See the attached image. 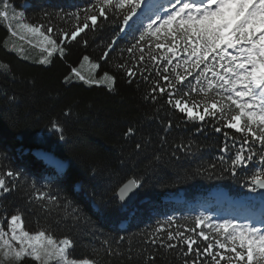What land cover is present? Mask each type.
Segmentation results:
<instances>
[{
    "label": "trees",
    "instance_id": "16d2710c",
    "mask_svg": "<svg viewBox=\"0 0 264 264\" xmlns=\"http://www.w3.org/2000/svg\"><path fill=\"white\" fill-rule=\"evenodd\" d=\"M8 1L23 9L27 23L48 26L50 22L56 35L70 31L71 14L82 16L94 2ZM45 12L52 14L49 20ZM142 22L147 21L136 19L124 29L122 14L110 13L107 19L98 18L95 29L68 42L62 56L54 53L48 64H41L5 47L9 31L0 21V175L9 169L20 173L18 178L5 177L16 189L0 194V220L5 213L20 210L27 230L70 236L72 258H89L97 264H183L185 259H195L180 254L187 251L186 245L171 250L145 243L156 235L158 221L173 216L172 229L195 227L193 218L201 215L198 205L209 203L217 190L252 209L260 204L258 189L249 187V170L237 169L233 174L228 170L232 153L220 151L226 142L232 144L224 131L237 143L241 134L228 129L216 132L213 125L222 127L216 121H186L166 104L165 96L158 95L156 102L146 100L152 82L160 79L152 62L140 66L147 68L148 81L137 76L129 82L119 69L130 61L126 49L135 42ZM105 51L108 57L101 59ZM85 55L99 63L98 75L107 71L115 76L112 90L76 79L65 82ZM133 55L138 56V50ZM53 123L59 128H53ZM130 127L134 134L126 136ZM137 143L143 147L137 149ZM36 150L49 153L64 167L59 170L47 163L35 155ZM221 155L224 161L219 160ZM128 179L141 183L135 201L125 205L116 191ZM39 190L57 197L56 203L30 202L31 194ZM72 209L77 210L75 217ZM197 242L201 248L207 243L202 238ZM109 249L120 255H108ZM23 264L33 261L26 258Z\"/></svg>",
    "mask_w": 264,
    "mask_h": 264
},
{
    "label": "snow or ice",
    "instance_id": "6c2138e0",
    "mask_svg": "<svg viewBox=\"0 0 264 264\" xmlns=\"http://www.w3.org/2000/svg\"><path fill=\"white\" fill-rule=\"evenodd\" d=\"M2 2L0 18L16 21L15 25L7 24L9 33L21 40L25 38L22 33L35 38L46 53L40 58L41 64H48L54 53L62 56L68 42L98 26V18L121 13L123 23L128 25L142 4V0H94L82 16L79 12L71 14L70 31L60 30L56 35L50 22L48 26L25 23L23 13L9 17L8 0ZM51 15L45 12V20ZM143 20L147 22L136 29L139 35L126 49L130 61L119 65V69L129 82L137 76L148 81L149 76L144 74L147 68L141 70L140 66L152 62L160 79L152 82L146 100L156 102L158 95L165 96L166 104L183 114L186 121H216L222 125H213L216 132L228 129L241 134L237 143L235 136L229 137L224 131L226 140H232L231 146L226 142L220 149L222 153H232L228 170L236 174L237 169H248L249 187L264 188V0H168L162 15L156 12ZM84 44L87 46L86 40ZM112 47L109 44L108 50ZM137 50L139 55H133ZM109 51L101 59H106ZM83 61L90 62L89 56H83ZM90 66L93 70L100 67L91 62ZM73 76L90 85H106L109 90L115 85V76L107 71L99 78H86L73 67L65 82ZM193 94L202 98L197 100ZM52 127L59 125L53 123ZM167 127H172L171 120ZM133 134L131 127L125 132L126 136ZM135 147L140 149L143 145L137 143ZM224 159V155L219 157L220 161ZM211 167L215 169L216 165ZM13 176L18 178L20 173L9 169L0 175V194L16 189L15 183L9 186L5 179ZM140 183L130 180L120 189V198ZM29 201L56 203L57 197L39 190L31 194ZM76 212L71 210L74 217ZM174 223L173 216L158 221L156 235L145 243L171 250L186 245L187 251L181 250L180 254L193 255L195 259H185L183 264H264V221L257 226L250 221L241 223L235 218L214 219L201 214L193 218L195 227L185 226L184 231L179 227L172 229ZM199 238L207 242L205 247H200ZM73 246L74 240L68 235L58 238L50 230H27L20 210L11 215L5 213L0 221V264H23L26 258L33 264H97L89 258H72ZM108 255L120 253L109 249Z\"/></svg>",
    "mask_w": 264,
    "mask_h": 264
},
{
    "label": "rangeland",
    "instance_id": "374dc122",
    "mask_svg": "<svg viewBox=\"0 0 264 264\" xmlns=\"http://www.w3.org/2000/svg\"><path fill=\"white\" fill-rule=\"evenodd\" d=\"M146 1H148V0H146ZM145 2L143 3L141 10H139L137 12V15L134 17V19L132 21H130L128 25H125V26H129L136 19H139V20L143 19V17H145L146 13H148V12H150L151 15L153 13H156V12H159L162 15L163 10H166L168 8V7L164 8V6H163V5H168V0H150V3L148 5H145L146 4ZM8 3L10 5V7L8 8L9 17H11L13 15H18L19 13H23L22 8L14 6L10 1H8ZM2 9H3V2H2V0H0V10H2ZM0 21H3V19L0 18ZM4 21L7 24L9 22H11L13 25H15V23H16V21H14V20H4ZM23 22L27 23L26 21H24V19H23ZM22 35L25 36V38L23 40H21L19 38V36L13 37L9 33L7 38L4 41L5 47L11 51L16 52L17 54H19L23 58L39 62L41 56L46 55V53L42 52L41 48L39 47V43L35 38H33L27 34H23V33H22ZM29 41H31V43H29ZM90 62L96 63L95 61H92V60H90ZM90 62L89 61H83V57H82V59L79 61V63L75 67L78 68V70H80L81 73L83 75H85L86 78H99L101 75H103V73L98 75L96 73L97 69H95V70L91 69ZM70 79L79 80L78 78H76L74 76L71 77ZM51 159H53V160H51ZM51 159L45 160V161L47 163L53 164L58 169L62 167V165H61L62 162L60 164H58V162L54 161L53 157ZM210 197L212 200L209 201V203L199 205L200 214L212 217L214 219H234L235 218L241 223H244L245 221H249V219L246 217V214L253 212V209L246 206V204L243 203L242 201H240V200L235 201L233 199H230L229 197H227V195L223 194L221 191L213 192ZM231 206L236 207L235 210H239V211H241V213L235 214V212H236L235 210L234 211L228 210V207H231ZM257 211L264 212V200L263 199H260V205H259ZM253 213H255V212H253ZM0 221H2V220H0ZM256 225L260 226L257 223H256ZM5 264H7V263H5Z\"/></svg>",
    "mask_w": 264,
    "mask_h": 264
},
{
    "label": "water",
    "instance_id": "95a60500",
    "mask_svg": "<svg viewBox=\"0 0 264 264\" xmlns=\"http://www.w3.org/2000/svg\"><path fill=\"white\" fill-rule=\"evenodd\" d=\"M38 151H41V150L34 151L35 155H37V156H39V155L36 153V152H38ZM41 152H42V151H41ZM47 154H48V153H47ZM39 157H41V156H39ZM41 158H43V157H41ZM130 180H132V179H128V180H126L125 182H123V183L118 187V189H117V191H116V194H117V196H118L120 202L123 203V204H125V205H128V204L133 203V202L135 201V199H136V195H137V193H138V188H133V189H130L129 191L126 192V194H125V196H124L123 199L120 198V189H121L122 187H124V185H126ZM257 189H258V196H259L261 199L264 200V188H258V187H257Z\"/></svg>",
    "mask_w": 264,
    "mask_h": 264
},
{
    "label": "bare ground",
    "instance_id": "6f19581e",
    "mask_svg": "<svg viewBox=\"0 0 264 264\" xmlns=\"http://www.w3.org/2000/svg\"><path fill=\"white\" fill-rule=\"evenodd\" d=\"M146 4L145 5H148L149 3H150V0H148V1H146L145 2ZM36 153H38V155L39 156H41V157H43V159H45V160H50L52 157L49 155V154H47L46 152H41V151H38V152H36ZM51 160H53V159H51ZM54 161L55 162H58V164H60V162L57 160V159H54ZM62 165V164H61ZM223 194H225L226 195V193L224 192V191H221Z\"/></svg>",
    "mask_w": 264,
    "mask_h": 264
},
{
    "label": "crops",
    "instance_id": "0c3cea01",
    "mask_svg": "<svg viewBox=\"0 0 264 264\" xmlns=\"http://www.w3.org/2000/svg\"><path fill=\"white\" fill-rule=\"evenodd\" d=\"M4 21V20H3ZM4 23H6L5 21H4ZM6 25H7V23H6ZM5 263H7V262H5Z\"/></svg>",
    "mask_w": 264,
    "mask_h": 264
}]
</instances>
